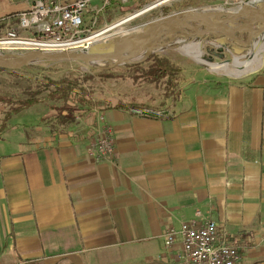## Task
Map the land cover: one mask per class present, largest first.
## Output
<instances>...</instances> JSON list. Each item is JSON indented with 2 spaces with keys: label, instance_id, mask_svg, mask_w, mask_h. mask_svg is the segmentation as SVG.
<instances>
[{
  "label": "crops",
  "instance_id": "crops-1",
  "mask_svg": "<svg viewBox=\"0 0 264 264\" xmlns=\"http://www.w3.org/2000/svg\"><path fill=\"white\" fill-rule=\"evenodd\" d=\"M33 1L0 0V27L15 28ZM186 36L201 58L239 48L215 34ZM259 58L232 79L183 71L173 96L131 81L128 92L97 100L139 109L80 103L69 112L48 100L12 115L0 133V264H168L175 250L164 249L165 230L196 211L240 249L237 264H264V49ZM59 113L71 117L45 131ZM99 115L113 138L107 161L90 153ZM29 124L33 137L22 132Z\"/></svg>",
  "mask_w": 264,
  "mask_h": 264
},
{
  "label": "rangeland",
  "instance_id": "rangeland-1",
  "mask_svg": "<svg viewBox=\"0 0 264 264\" xmlns=\"http://www.w3.org/2000/svg\"><path fill=\"white\" fill-rule=\"evenodd\" d=\"M161 1L163 0H108L102 5L100 0H93L91 2V6L93 7L89 8L86 13L85 24L87 27L84 32V38L91 36L97 31L105 30L116 22L122 21L129 15L135 14L148 6L152 7L145 12L120 23L118 26L110 29L109 31L101 33L97 40L91 41L92 44L122 33L143 30L149 22L172 12L184 9L204 10L205 8L210 7V4L222 2L224 0ZM90 18H94L95 22H89ZM2 30L5 29L0 28V37H2L3 34ZM25 35L30 36V34ZM260 37L262 39L264 38L262 36ZM184 39L187 40L188 37H178L171 33L163 34L154 42L151 52L140 54L138 61L128 60L124 63L113 64L107 61L84 62L36 59L30 64L23 65L15 69L0 68V95L10 96L13 99H20L27 97L31 92H37V96H42L43 100H41V102L54 100L52 108L56 110L61 109L65 105H68L70 109H73L75 106L81 105L77 96H83V92L86 93L90 100L93 99L94 101H97L105 98L113 100L121 94L120 91H129L128 84H130L131 81V86L133 84L138 87L141 86V84L144 85L143 83H148L143 74L148 67L151 66V64L161 63L163 60H166L170 65H172L174 67V73H177L178 75L183 71H189L190 73H201V71H203V76L207 75L208 77L214 78L232 79L235 78V76H238V74H234L233 72L238 71L241 74L242 71L245 72L252 68L256 62L258 63L260 59L259 57L262 55L264 49V46H262L261 49L260 43H258L255 47H253V45L246 46L240 55L233 52L223 54L221 57L214 55L213 52H217V50H213L210 55L213 57L212 62L215 63V65H218V68L212 70L209 64H198V62L194 61L191 57H183V54L178 50V48L184 42ZM253 41L256 42L258 39L254 37ZM258 49L261 50L258 51ZM247 50L248 53H245ZM23 53V48L18 46L0 44V55L12 57ZM242 55L247 56L239 57ZM232 56L233 58L237 57V63L236 60L233 61ZM238 64H240V66H237ZM220 65H226V68L219 67ZM105 75H111V77H106ZM64 80H68L72 86L71 92L65 100L63 98L49 99L46 97L48 91L64 85ZM164 83L165 79L162 78L158 83L152 84L154 86V91H159L161 93V91L164 90ZM148 88L151 92H154L153 89H151L152 87L148 86ZM6 109V105L0 104V122ZM97 119L99 122V117ZM57 122L60 126H64L66 124V121H61V118H57L56 121V118L53 117L46 122L47 128H45V131L50 132L51 128L53 131L58 130L59 128L55 125ZM33 127H35V125L29 124L22 132H25L30 137H33ZM164 249L167 250L166 247H164ZM160 260L161 258L159 257L155 261L151 260V262H155V264H165L164 261L160 262ZM148 262L149 261H143L142 263L139 261L125 262V264H148Z\"/></svg>",
  "mask_w": 264,
  "mask_h": 264
},
{
  "label": "built area",
  "instance_id": "built-area-1",
  "mask_svg": "<svg viewBox=\"0 0 264 264\" xmlns=\"http://www.w3.org/2000/svg\"><path fill=\"white\" fill-rule=\"evenodd\" d=\"M92 1L35 0L27 10L17 14L16 28L2 30L0 42L23 48L24 53L88 48L93 44L84 38L85 20L87 11L93 7ZM107 1L100 0L102 5ZM90 21L94 23L95 19ZM102 119L99 115L100 125L90 143V153L97 160L107 161L113 153V138ZM163 237L164 246L175 250L168 264H237L241 258L240 249L219 238L216 223L202 217L199 211L178 228H167Z\"/></svg>",
  "mask_w": 264,
  "mask_h": 264
},
{
  "label": "water",
  "instance_id": "water-1",
  "mask_svg": "<svg viewBox=\"0 0 264 264\" xmlns=\"http://www.w3.org/2000/svg\"><path fill=\"white\" fill-rule=\"evenodd\" d=\"M255 25L257 26L255 27ZM114 26L112 25L108 29ZM166 33L178 37L215 34L228 43L235 42L238 44L239 48L233 50L237 55H240L245 47L249 45L255 47L260 43L262 49L264 38L259 37L256 42L253 41V38L264 33V5L255 6L246 0L237 8L230 10L184 9L149 22L143 30L122 33L100 42H94L88 48L72 51L38 50L12 57L0 55V68L15 69L30 64L36 59L84 62L107 61L113 64L124 63L128 60L138 61L140 54L151 52L154 42ZM244 33H246L245 38H241ZM261 49H258V51ZM178 50L183 54L190 55L193 60L200 64H209L212 70L218 68V65L212 62V58H201V52L198 51L196 45L182 43ZM222 52L223 48L220 46L219 50L214 52V55L221 57ZM236 59L237 57L233 58V61ZM135 111L138 112V110ZM144 113L150 116H164V112L158 114L152 111H144Z\"/></svg>",
  "mask_w": 264,
  "mask_h": 264
},
{
  "label": "trees",
  "instance_id": "trees-1",
  "mask_svg": "<svg viewBox=\"0 0 264 264\" xmlns=\"http://www.w3.org/2000/svg\"><path fill=\"white\" fill-rule=\"evenodd\" d=\"M173 70H174V67L170 65L166 60H163L161 63L151 64V66L148 67V69L145 71L143 75L148 83H153V84L158 83L159 80L162 78L165 79L164 94L173 96L177 92H179L180 90L179 81L183 79L181 78L180 74L179 75L177 73L175 74ZM105 76L111 77V75H105ZM63 84L64 85L56 87L53 90L48 91V93L46 94V97H48L49 99L63 98L65 100L68 94L71 92L72 86L68 80H64ZM37 95H38L37 92H31L27 97L20 98V99H13L10 96L0 95V104H4L7 106V109L4 111L3 116L1 118L0 133L7 126V122L12 115L24 109H27L42 100V96H37ZM84 95H86L85 92H83V96L82 95L77 96V99L80 103L87 104L89 106H98L103 109L119 108V109H128V110L141 108L140 105L137 103H134V102L124 103L120 100L114 103L110 101L92 102L90 98L85 99ZM64 109H68L70 112V107L65 105L64 107L61 108L60 111ZM58 116L61 118V121H66L67 119H70L71 117V116H67L66 114H61V113H59Z\"/></svg>",
  "mask_w": 264,
  "mask_h": 264
},
{
  "label": "bare ground",
  "instance_id": "bare-ground-1",
  "mask_svg": "<svg viewBox=\"0 0 264 264\" xmlns=\"http://www.w3.org/2000/svg\"><path fill=\"white\" fill-rule=\"evenodd\" d=\"M163 1H167V0H163ZM163 1H161V2H163ZM152 6H148V7H146V8H144V9H141L139 12H137V13H135V14H132V15H129L127 18H125L124 20H122V21H119V22H116L115 24H113V25H115L114 27H116V26H118L120 23H122V22H125V21H127V20H129V19H131V18H133V17H135V16H137V15H139V14H141V13H143V12H145L146 10H148L149 8H151ZM114 27H111V29L112 28H114ZM110 29H108V28H106L105 30H100V31H97L96 33H94V34H92L91 36H89V37H87L85 40L86 41H95V40H97V38H98V36L101 34V33H104L105 31H109ZM110 35V34H109ZM114 37V36H113ZM110 38H112V37H110ZM0 44H2L1 42H0ZM236 63H237V60H236ZM237 66H240V64H238ZM220 67H222V68H226V65H220ZM243 72V71H242ZM234 74H239L240 72H238V71H236V72H233Z\"/></svg>",
  "mask_w": 264,
  "mask_h": 264
}]
</instances>
